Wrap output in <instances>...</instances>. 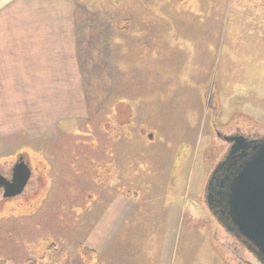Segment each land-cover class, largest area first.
Here are the masks:
<instances>
[{"label":"rangeland","instance_id":"obj_1","mask_svg":"<svg viewBox=\"0 0 264 264\" xmlns=\"http://www.w3.org/2000/svg\"><path fill=\"white\" fill-rule=\"evenodd\" d=\"M74 1L102 26L73 19L96 37L83 62L69 45L34 68L28 39L13 54L14 30L0 37V167L32 165L0 196V264H260L205 189L223 135L264 136V0ZM130 214L140 227L119 231L148 252L111 259Z\"/></svg>","mask_w":264,"mask_h":264},{"label":"water","instance_id":"obj_2","mask_svg":"<svg viewBox=\"0 0 264 264\" xmlns=\"http://www.w3.org/2000/svg\"><path fill=\"white\" fill-rule=\"evenodd\" d=\"M233 145L216 169L212 204L214 216L228 232L239 239L258 261L264 264V136L248 140L233 138ZM31 176L28 155H22L14 168L13 179L6 185L5 197L20 195Z\"/></svg>","mask_w":264,"mask_h":264},{"label":"crops","instance_id":"obj_3","mask_svg":"<svg viewBox=\"0 0 264 264\" xmlns=\"http://www.w3.org/2000/svg\"><path fill=\"white\" fill-rule=\"evenodd\" d=\"M72 4L75 5L76 2L74 0H0V31H2L0 37H5L4 31L9 32L7 29L12 28L13 35L16 36L13 54L15 46H19L20 41L24 45L25 40L28 39L24 52H27V56L29 55L31 61L34 62L32 67L39 68L37 63L40 62V58L37 57V53H46L48 67L52 68L54 66L53 53L66 52L69 45H73L75 47L73 50L77 52L76 36L78 34L75 33L74 28L71 29L74 27L73 19L77 20L74 9L70 8ZM8 60L9 58L6 62ZM120 222L122 224L112 222L115 224L114 228L117 229L112 233L113 238L119 236L120 229L138 228L142 223L131 214L128 215L127 220ZM121 234L122 238H111L109 241L110 246L118 245V249L115 250L111 259L126 258V260H130L139 252H148L145 244L133 242L135 237L130 232L125 235ZM134 250L135 253H133ZM126 253L130 254L126 255ZM124 254L126 256H123Z\"/></svg>","mask_w":264,"mask_h":264},{"label":"flooded vegetation","instance_id":"obj_4","mask_svg":"<svg viewBox=\"0 0 264 264\" xmlns=\"http://www.w3.org/2000/svg\"><path fill=\"white\" fill-rule=\"evenodd\" d=\"M222 135V134H220ZM238 136H243L241 132H236V133H232L230 135H223L225 141L227 142V145H228V149L223 153V155L221 156V159L218 160V162L214 165L213 167V170L209 176V180H208V183H207V186H206V189H205V196H206V199H207V202H208V198L211 200L212 204L214 203L213 201V195H214V191H215V184H216V179L217 177H219V174L218 172L216 173V169L218 168V166L221 164V162L226 158V156L228 155L230 149H231V146L233 145L234 141H233V138L235 137H238ZM248 140L250 139H257V138H260L258 136H245ZM21 157V155L18 157V159L16 161H14L13 163H11L10 165H8L7 167H0V175L4 178V182L7 181V182H10L12 181L13 179V175H14V168H15V165L17 163V161L19 160V158ZM32 167V165H31ZM32 174V173H31ZM32 177V175L30 176V178ZM30 180V179H29ZM30 181H28V184H29ZM28 184L26 185V187L24 188L23 192L26 190ZM6 191V185H1L0 184V196L2 198H4L5 200H12V199H15L17 198L18 196L20 195H17L15 197H12V198H8V197H5L4 193ZM211 210V208H210ZM211 213L213 214L212 210H211ZM214 215V214H213ZM239 240V239H237ZM240 241V240H239ZM241 242V241H240ZM260 264H263L259 261Z\"/></svg>","mask_w":264,"mask_h":264},{"label":"trees","instance_id":"obj_5","mask_svg":"<svg viewBox=\"0 0 264 264\" xmlns=\"http://www.w3.org/2000/svg\"><path fill=\"white\" fill-rule=\"evenodd\" d=\"M77 6V5H76ZM85 15H89L90 17H94V20H92V22H87V24H89V25H91V26H96V25H99L100 27H102L99 23H98V21L95 19L96 17L94 16V14H84V13H80L79 15H78V17H77V20L79 21L80 19H82V18H86V16ZM88 18H86V20H87ZM121 25H118L117 27H116V29H117V31L119 30V31H122V33L124 32L125 34H128L127 33V31H135V30H137L138 28H137V26L136 25H134V24H132L129 20L128 21H122V23H120ZM132 35V34H131ZM96 40V37H89V38H87V40L85 41V43H83V44H81V41H80V37H77L76 38V41H77V56H78V58L80 59V62H83V59H84V57H82V55H84L85 53H90V52H92L93 50L92 49H88V50H85L84 49V47L85 46H88V44H89V42L90 43H92V42H94ZM90 47H91V45H89ZM84 52V53H83ZM79 54H80V56H79ZM87 253L85 254V253H83V254H85V256L86 257H88V260H91V258L94 256V253H91V252H93V251H86ZM55 255L60 259V257H61V254H59V253H56L55 252Z\"/></svg>","mask_w":264,"mask_h":264}]
</instances>
